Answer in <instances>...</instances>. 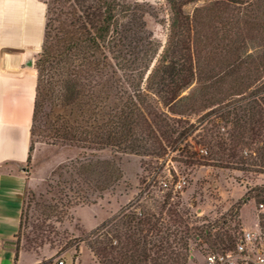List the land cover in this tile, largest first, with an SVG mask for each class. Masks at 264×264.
Listing matches in <instances>:
<instances>
[{"label": "trees", "instance_id": "trees-1", "mask_svg": "<svg viewBox=\"0 0 264 264\" xmlns=\"http://www.w3.org/2000/svg\"><path fill=\"white\" fill-rule=\"evenodd\" d=\"M167 1L171 10L170 51L175 44H181V54H184L178 61L170 62L180 67L178 73L170 72L169 95L164 93L171 104L184 107L182 110L170 108L167 113L151 104L155 100L153 90L164 92L162 81L156 87L155 73L148 76L143 87L148 68L145 72L131 69L116 56L119 33L115 4L111 0H49L46 3L44 32L35 62L27 160L37 136L54 145L66 142L86 148L112 147L127 153L157 154L158 150H164L163 138L170 143L174 134H177L176 140L186 136L187 132L178 130L177 121L169 122L170 116L182 120V114L205 113L207 117L211 110H219L223 105L233 106L218 118L233 124L230 145L235 149L262 135L264 97L258 100L254 97L264 92V0H207L195 6L191 14L183 12L181 0ZM250 44L254 45L251 50ZM113 51L114 58H118L114 64L110 55ZM157 68L160 70L159 65ZM260 84L262 87L256 93H248ZM186 88L188 92L183 93ZM232 98L236 101L234 105ZM46 102L51 107V115L44 121L41 115ZM47 119H52L48 125ZM191 127L196 129L199 125L191 124ZM209 143L217 148L214 152L217 157L227 150L219 128ZM261 154L264 158V153ZM201 157L198 161L205 160ZM235 157L233 153L232 158ZM210 159L223 160L214 155ZM237 161L249 164L239 155ZM79 168L82 173L100 175V180L91 182L99 191L107 190L122 178L120 167L113 161H88ZM252 198L264 206L263 185L247 188L242 200L231 209V215L237 216L241 205ZM43 207L46 216L66 212L62 208L65 206L61 210L56 206ZM135 209L132 203L119 216L102 222L84 240L98 264H188L193 246L190 238L211 246L208 251L221 252L233 249L242 234L241 223H236L238 228L232 233L208 220L191 235L185 224L182 234L164 226L154 213L142 216ZM261 216L260 229L264 231V214ZM21 220L22 216L15 234V259L21 249L38 255L43 246H35L29 240L25 246L20 244ZM220 222L226 223V216ZM71 245L74 243L65 248ZM194 247L199 249V245ZM36 264L57 263L52 256Z\"/></svg>", "mask_w": 264, "mask_h": 264}, {"label": "rangeland", "instance_id": "rangeland-1", "mask_svg": "<svg viewBox=\"0 0 264 264\" xmlns=\"http://www.w3.org/2000/svg\"><path fill=\"white\" fill-rule=\"evenodd\" d=\"M39 1L45 7L46 21V3L49 0ZM111 1L115 4L119 33L117 51L110 54L113 57H110L112 63L118 60L114 58L118 55L120 61L131 69L145 72L148 68L143 87L146 85L145 82H148V76L155 73L156 87L158 88L162 81L161 89L164 91L153 90L155 100L151 101V104L160 108L162 113H167L170 108L182 110L183 105L171 104L164 94L169 95L170 72L178 73L180 67L170 62L178 61L184 56L181 54V44L171 46L170 51L169 2ZM206 2L207 0H181L182 10L185 14H191L195 6ZM253 48L254 45L250 44L249 49ZM39 51L40 49L36 48L23 60L20 59L24 66L26 61L32 60V65L28 67L35 77V62L39 57ZM161 77L164 80L160 79ZM261 87V84L252 87L248 93H256ZM188 90L189 88H186L183 93ZM262 96L264 97V92L258 93L254 98L258 100ZM32 97L34 98L33 91ZM235 102L232 98L231 104L234 105ZM45 104L42 120L51 115V107L49 108L48 102ZM232 107L223 105L219 110H211L213 112L207 117L205 113L182 114V120L177 116L174 118L170 116L169 122L177 121L178 130L187 132L186 136L182 140H176L177 134H174L170 143L163 138L164 150H158L157 154L127 153L112 147L86 148L66 142L54 145L46 142L44 137L37 136L30 158L23 166L29 183L22 204L20 244L25 246L28 240L35 246L43 244L38 250L42 260L53 256L54 263L58 259H64L66 264H98L84 240H88L102 222L119 216L132 203L135 204L138 215L154 213L164 226L171 227L172 231L174 229L182 231V234L185 233V224L191 235L198 227L208 222H217L223 229H229L232 233L238 228L236 223H241V228L260 229L264 206L259 205L254 198L246 200L241 205L237 216L231 215V209L242 200L247 188L264 186V158L261 154L264 153V128L261 129L262 135L258 139L241 143L235 149L230 145V137L234 133L233 124L226 119L218 118L221 113ZM49 120L52 119H47V125ZM191 124L199 127L192 129ZM215 127L219 128L227 149L220 157L214 153L217 148L210 146L209 143L210 139L215 138L217 131ZM202 149L207 150V153ZM233 153L249 164H240L237 157L232 158ZM213 155L223 160L219 162L211 160L210 157ZM201 156L205 160L198 161ZM188 160H192L193 163H188ZM88 161H113L120 167L122 178L107 190L99 191L91 182L92 179L100 180V175L85 174L79 168ZM255 163L257 164L252 165ZM178 183L180 187L176 186ZM4 200L10 202V205H16L18 202L16 195ZM45 205L56 206L57 210L65 208L66 212L63 215L54 216L55 214L51 213L46 216L43 214ZM18 210L12 206L8 216L13 218L18 216ZM224 216L227 218L226 223L220 222ZM180 221L183 223L180 224ZM17 230L16 219L15 224L0 221V236L13 235ZM235 236L239 235L235 232ZM191 239L190 244L196 247L199 245L201 250L212 249L208 244L205 245V242L198 243L197 240ZM71 243L74 245L65 248ZM199 249L195 248V252ZM36 258L38 257L34 253H21L18 264H34L37 262Z\"/></svg>", "mask_w": 264, "mask_h": 264}, {"label": "crops", "instance_id": "crops-1", "mask_svg": "<svg viewBox=\"0 0 264 264\" xmlns=\"http://www.w3.org/2000/svg\"><path fill=\"white\" fill-rule=\"evenodd\" d=\"M44 21L45 7L39 0H0V221L15 224L16 219L18 228L29 183L23 166L28 157L36 80L27 61L24 66L20 59L40 49ZM13 195L18 198L16 205L4 200ZM12 206L19 209L14 218L8 216ZM15 234L0 236V264H18L21 253L27 252L21 249L15 259ZM9 240L15 244L10 246ZM36 256V263L41 262V253Z\"/></svg>", "mask_w": 264, "mask_h": 264}, {"label": "built area", "instance_id": "built-area-1", "mask_svg": "<svg viewBox=\"0 0 264 264\" xmlns=\"http://www.w3.org/2000/svg\"><path fill=\"white\" fill-rule=\"evenodd\" d=\"M180 187V183L176 184ZM188 264H264V231L242 228L235 247L226 251H205L190 247ZM57 264H66L58 259Z\"/></svg>", "mask_w": 264, "mask_h": 264}, {"label": "water", "instance_id": "water-1", "mask_svg": "<svg viewBox=\"0 0 264 264\" xmlns=\"http://www.w3.org/2000/svg\"><path fill=\"white\" fill-rule=\"evenodd\" d=\"M26 64L29 66L32 65V60H28ZM7 244H9L10 246H13L15 244V241L9 240V241H7Z\"/></svg>", "mask_w": 264, "mask_h": 264}]
</instances>
